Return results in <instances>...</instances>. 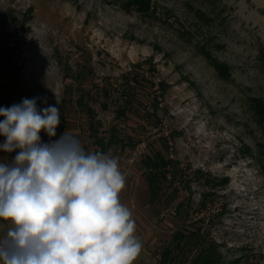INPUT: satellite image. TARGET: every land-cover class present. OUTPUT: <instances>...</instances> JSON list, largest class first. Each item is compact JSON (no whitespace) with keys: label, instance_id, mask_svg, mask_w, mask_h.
Listing matches in <instances>:
<instances>
[{"label":"rangeland","instance_id":"obj_1","mask_svg":"<svg viewBox=\"0 0 264 264\" xmlns=\"http://www.w3.org/2000/svg\"><path fill=\"white\" fill-rule=\"evenodd\" d=\"M0 31L21 43L22 100L60 109L42 142L67 132L118 158L143 244L135 264L167 250L166 264H192L209 244L213 264H264V0H0ZM138 76L144 106L117 118L121 86ZM88 90L92 129L76 104ZM113 134L121 143L102 149ZM156 151L178 173L154 198L142 161Z\"/></svg>","mask_w":264,"mask_h":264},{"label":"clouds","instance_id":"obj_2","mask_svg":"<svg viewBox=\"0 0 264 264\" xmlns=\"http://www.w3.org/2000/svg\"><path fill=\"white\" fill-rule=\"evenodd\" d=\"M37 99L0 108V149H19L0 163V264H135L143 244L121 201L118 158L86 152L67 132L43 143L41 131L56 136L60 109H38Z\"/></svg>","mask_w":264,"mask_h":264},{"label":"trees","instance_id":"obj_3","mask_svg":"<svg viewBox=\"0 0 264 264\" xmlns=\"http://www.w3.org/2000/svg\"><path fill=\"white\" fill-rule=\"evenodd\" d=\"M10 34L7 31H0V108H8L12 104H19L24 93L18 81V77L21 73V68L17 65L15 58V51L21 45L20 41H16L13 46L9 45ZM143 77L131 78V80H126L125 85L121 86L119 99L121 100V105L116 110L117 118H125L128 115H132V111L141 110L144 106L143 97L137 93V90L142 89L141 81ZM146 84V82H144ZM98 93L96 96L103 95V97L108 98L110 88L107 85H101V88L95 87ZM94 94L91 91L85 92L76 103L90 118V128H93V111L88 105V99L93 98ZM103 107L106 109L107 105L103 104ZM259 113H264V110H259ZM149 114V113H148ZM149 116V115H148ZM4 118L0 117V121ZM97 143L102 149H106L111 144L121 143L116 134H113L107 143H104L103 139H98ZM108 144V145H107ZM107 145V146H106ZM123 146V145H122ZM142 161L143 166L145 167L146 181L148 184V189L150 194L155 198L157 194L163 191L162 188L165 187L168 174L177 175L178 170L176 166L172 164L169 159H166L160 151H156L153 155H145ZM225 180V179H224ZM227 180V179H226ZM202 208H205V205H201ZM177 240H182L185 238L183 233L176 234ZM175 235V238H176ZM181 244L178 241V244L175 245L176 250H180ZM216 246L209 244L208 247L201 245L197 246L198 254L194 259L192 264H213L214 258L216 256ZM173 251V250H172ZM170 253L169 250L164 251L160 254V263L166 264L167 255ZM174 260L172 258L170 261Z\"/></svg>","mask_w":264,"mask_h":264},{"label":"built area","instance_id":"obj_4","mask_svg":"<svg viewBox=\"0 0 264 264\" xmlns=\"http://www.w3.org/2000/svg\"><path fill=\"white\" fill-rule=\"evenodd\" d=\"M4 142H5V139H0V144H3ZM18 152H19V149L11 153L5 152L2 149H0V163L12 164Z\"/></svg>","mask_w":264,"mask_h":264}]
</instances>
